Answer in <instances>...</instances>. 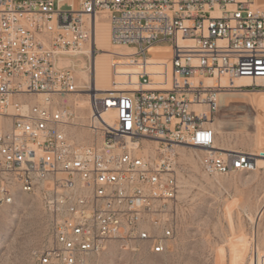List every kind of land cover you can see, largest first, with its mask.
Here are the masks:
<instances>
[{"label":"built area","instance_id":"1","mask_svg":"<svg viewBox=\"0 0 264 264\" xmlns=\"http://www.w3.org/2000/svg\"><path fill=\"white\" fill-rule=\"evenodd\" d=\"M102 16L112 43L132 49L113 54L103 92L77 70L92 79ZM161 42L172 53L157 62L150 49ZM125 58L135 69L122 71ZM241 78L249 84L237 86ZM230 87L264 89V6L255 0H0V208L39 197L50 240L36 264H94L113 241L166 252L182 147L201 149L211 176L256 170L253 153L216 147L213 117ZM84 92L87 125L77 100H66ZM251 261L264 264L258 247Z\"/></svg>","mask_w":264,"mask_h":264},{"label":"rangeland","instance_id":"2","mask_svg":"<svg viewBox=\"0 0 264 264\" xmlns=\"http://www.w3.org/2000/svg\"><path fill=\"white\" fill-rule=\"evenodd\" d=\"M102 17L101 23H109L107 16ZM104 34L100 28V36ZM97 47L98 55L108 54ZM103 84L111 87L108 79ZM69 98V104L72 99L86 101L78 109V121L87 124L89 96ZM70 106L75 108L73 102ZM213 121L217 145L256 154L259 168L211 176L202 168L201 149L180 148L177 172L181 208L169 249L153 253L146 244L126 247L113 241L94 264H252L254 247L264 253V89H223ZM77 136L87 143L92 140L86 127H80ZM49 240V215L37 195L22 194L15 204L0 208V264H36L34 254Z\"/></svg>","mask_w":264,"mask_h":264},{"label":"bare ground","instance_id":"3","mask_svg":"<svg viewBox=\"0 0 264 264\" xmlns=\"http://www.w3.org/2000/svg\"><path fill=\"white\" fill-rule=\"evenodd\" d=\"M101 18H103V17H97V19H96V40H95V42H96L97 46L102 47V49H104V51H106L108 54H106V56L96 55V57L94 58L92 79H90V76L88 75V73L85 69H81V67L79 66L77 70L84 76L85 80H87L89 82L91 80L92 83L96 85L97 90L103 92V91H107V86L103 84V81L104 80L107 81V79H108L112 83L113 75H112V67H111V57L113 56V54L115 52L128 54V53L132 52V49H129L127 47L114 45L111 41L110 23H108V22L101 23ZM100 28H103L105 33H106L103 36H100ZM179 43L184 44L185 40L180 39ZM164 50L168 51L167 54H164L162 52ZM170 50H171V52H170ZM171 53H172L171 48H161V52L159 53V56L154 57L153 60L158 62V61L162 60L163 58L171 56ZM132 60L133 59H130V58L124 59V62H122L125 64L122 67L123 72H127L129 69H135V66L133 64L136 62H134ZM206 81L209 84L213 83V80H211V79H207ZM249 82L250 81L248 79L241 78V79H238L236 81V85L237 86L248 85ZM223 83H226V82L224 81ZM240 90H243V89H240ZM82 91H84V90H82ZM221 92H220V95H221ZM78 95H85V94L79 93V94H77V96ZM220 95H219V107H220ZM82 100L77 101L79 107H83L84 104H86V101L85 100L82 101ZM88 103H89V107H90L89 100H88ZM218 110H219V108H218ZM115 116H116L115 112H110L108 114L107 118H108V120L112 121V120H114ZM213 124H214V121H213ZM83 125H87V124H83ZM216 147L218 149L225 150V151L230 150L229 148H225L224 146L219 147L217 145V141H216ZM254 155H256V154H254ZM256 157H257V168L256 169H258L259 168V158L257 155H256Z\"/></svg>","mask_w":264,"mask_h":264},{"label":"crops","instance_id":"4","mask_svg":"<svg viewBox=\"0 0 264 264\" xmlns=\"http://www.w3.org/2000/svg\"><path fill=\"white\" fill-rule=\"evenodd\" d=\"M259 5H262V6H264V0H255ZM161 48H170V47H157V46H154V47H152L150 50H151V52H152V54L154 55V57H157V56H159V53L161 52ZM164 54H167V50H164V51H162ZM170 52H171V50H170ZM153 57V58H154Z\"/></svg>","mask_w":264,"mask_h":264}]
</instances>
